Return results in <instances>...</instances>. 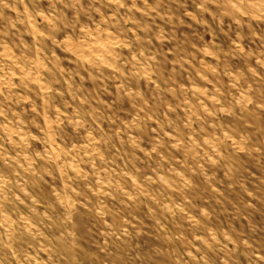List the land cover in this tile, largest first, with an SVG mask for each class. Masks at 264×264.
Instances as JSON below:
<instances>
[{
	"label": "rangeland",
	"instance_id": "1",
	"mask_svg": "<svg viewBox=\"0 0 264 264\" xmlns=\"http://www.w3.org/2000/svg\"><path fill=\"white\" fill-rule=\"evenodd\" d=\"M0 177V264H264V0H0Z\"/></svg>",
	"mask_w": 264,
	"mask_h": 264
},
{
	"label": "bare ground",
	"instance_id": "2",
	"mask_svg": "<svg viewBox=\"0 0 264 264\" xmlns=\"http://www.w3.org/2000/svg\"><path fill=\"white\" fill-rule=\"evenodd\" d=\"M31 1H32V0H31ZM259 1H260V0H259ZM24 8H25V7H24ZM29 27H30V26H29ZM109 38H110V37H109ZM89 39H90V38H89ZM110 39H111V38H110ZM108 41H109V40H108ZM95 42H96V41H95ZM103 43H104V41H103ZM78 45H79V44H78ZM82 45H83V44H82ZM113 45H114V44H113ZM103 46H105V45H103ZM103 46H102V47H103ZM106 49H107V47H106ZM107 50H108V49H107ZM107 50H106V51H107ZM111 51H112V50H111ZM102 52L104 53L105 51H103V49H102ZM109 52H110V51H109ZM96 53H97V52H96ZM107 54H108V53H107ZM109 54H110V53H109ZM111 54H112V52H111ZM114 54H115V53H114ZM10 59H11V58H10ZM38 61H39V60H38ZM49 63H50V62H49ZM105 64H106V63H105ZM103 65H104V64H103ZM109 71H110V70H109ZM31 75H32V74H31ZM139 76H140V75H139ZM139 76H138V77H139ZM12 86H13V85H12ZM4 88H5V87H4ZM120 88H121V87H120ZM243 100H244V99H243ZM76 122H77V121H76ZM93 141H94V140H93ZM211 143H212V141H211ZM14 147H15V146H14ZM83 148H84V147H83ZM47 154H48V153H47ZM210 155H211V154H210ZM100 163H101V162H100ZM20 166H21V165H20ZM0 178H1V177H0ZM1 179H2V178H1ZM2 181H3V180H2ZM9 183H10V182H9ZM136 183H138V182H136ZM168 184H169V183H168ZM1 185H2V184H1ZM11 186H12V185H11ZM17 186H18V185H17ZM17 186H16V187H17ZM6 192H7V191H6ZM134 194H135V193H134ZM9 195H10V194H9ZM18 195H19V193H18ZM106 195H107V193H106ZM128 197H129V196H128ZM3 199H4V198H3ZM19 199H20V198H19ZM10 208H11V207H10ZM15 208H16V207H15ZM10 210H11V209H10ZM99 213H100V212H99ZM4 214H5V213H4ZM19 214H20V213H19ZM56 217H57V216H56ZM75 218H76V217H75ZM6 221H7V219H6ZM81 224H82V223H81ZM23 225H24V224H23ZM23 225H22V226H23ZM76 226H77V224H76ZM81 226H82V225H81ZM82 228H83V227H82ZM8 232H9V231H8ZM8 232H7V233H8ZM15 236H16V235H15ZM55 236H56V235H55ZM16 237H17V236H16ZM8 238H9V237H8ZM25 239H26V238H25ZM28 242H29V241H28ZM16 243H17V242H16ZM21 245H22V244H21ZM31 245H32V244H31ZM19 246H20V245H19ZM13 249H14V248H13ZM13 254H14V253H13ZM13 256H14V255H13Z\"/></svg>",
	"mask_w": 264,
	"mask_h": 264
}]
</instances>
